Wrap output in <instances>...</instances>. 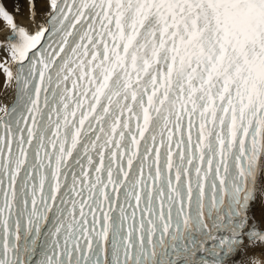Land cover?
Here are the masks:
<instances>
[{"label":"snow or ice","instance_id":"obj_1","mask_svg":"<svg viewBox=\"0 0 264 264\" xmlns=\"http://www.w3.org/2000/svg\"><path fill=\"white\" fill-rule=\"evenodd\" d=\"M0 264H264V0H0Z\"/></svg>","mask_w":264,"mask_h":264}]
</instances>
